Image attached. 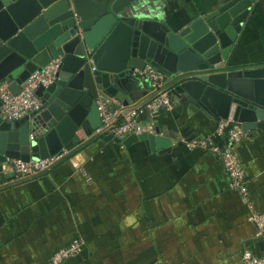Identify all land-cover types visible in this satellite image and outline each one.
<instances>
[{"label": "crops", "instance_id": "crops-1", "mask_svg": "<svg viewBox=\"0 0 264 264\" xmlns=\"http://www.w3.org/2000/svg\"><path fill=\"white\" fill-rule=\"evenodd\" d=\"M227 0H138L150 18L184 25ZM236 67L264 65V0H256L230 58ZM128 106L150 85L129 79ZM148 133L171 139L172 150L126 147L103 136L48 172L0 187V264H49L77 238L82 252L64 264H242L244 249L264 256V133L247 131L236 145L254 208L230 189L222 162L183 138L209 137L219 121L201 111L161 110L140 117ZM103 137V138H101ZM98 138V139H95ZM225 145V139L219 141ZM7 171H12L7 169Z\"/></svg>", "mask_w": 264, "mask_h": 264}, {"label": "water", "instance_id": "water-1", "mask_svg": "<svg viewBox=\"0 0 264 264\" xmlns=\"http://www.w3.org/2000/svg\"><path fill=\"white\" fill-rule=\"evenodd\" d=\"M138 0H0V84L14 95L36 70L61 64L40 86L41 107L18 121L1 114L0 187L15 181L13 160L70 155L101 126L98 93L129 105V79L151 65L170 79L176 110L201 111L264 133V65L236 67L232 51L256 0H227L184 25L143 15ZM188 73L195 74L188 77ZM126 147L144 142L151 152L172 150L171 139L132 134Z\"/></svg>", "mask_w": 264, "mask_h": 264}, {"label": "built area", "instance_id": "built-area-1", "mask_svg": "<svg viewBox=\"0 0 264 264\" xmlns=\"http://www.w3.org/2000/svg\"><path fill=\"white\" fill-rule=\"evenodd\" d=\"M61 64L60 59L53 60L42 70H36L21 85V92L14 95L9 89V82L0 84L1 114L7 121H18L34 111L38 110L42 101L37 95L40 86L50 85ZM135 77L145 80L150 85L148 96L140 103L132 106L125 105L116 97L99 92L96 102L101 118V126L96 133L99 136L113 135V139L122 141L132 134L147 132V126L142 124L139 117L147 111L151 117L156 116L161 110L175 111L176 105L170 95V79L161 71L151 65L143 70L135 69ZM195 74L188 73V77ZM232 122L221 120L218 122L212 135L201 138H183L184 144L191 150L200 149L217 157L223 164L225 173L229 178L230 189L236 191L242 202L250 208H254V198L244 162L236 152V145L248 137V132L238 124H234L231 130L227 128ZM225 139L226 144H220ZM61 155L51 156L41 160L12 161V171L15 174L14 182H23L42 175L56 166L63 158ZM255 221L260 229H264V219L256 215ZM85 242L82 238L73 240L70 244L55 250L49 257V264H64L67 260L79 255ZM242 264H264V256L256 255L250 248L243 250Z\"/></svg>", "mask_w": 264, "mask_h": 264}, {"label": "trees", "instance_id": "trees-1", "mask_svg": "<svg viewBox=\"0 0 264 264\" xmlns=\"http://www.w3.org/2000/svg\"><path fill=\"white\" fill-rule=\"evenodd\" d=\"M98 137H100V136H98ZM101 138H103V137H101ZM95 139H98V138H95ZM83 147H84V146L80 147L78 150H75V151L72 152L69 156H72V155H74L75 153L79 152ZM69 156H68V157H69Z\"/></svg>", "mask_w": 264, "mask_h": 264}]
</instances>
